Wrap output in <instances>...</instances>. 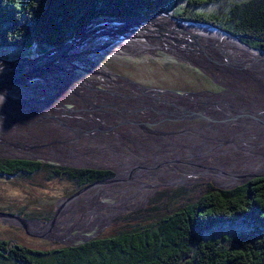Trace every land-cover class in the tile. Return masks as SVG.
Listing matches in <instances>:
<instances>
[{
    "label": "rangeland",
    "instance_id": "obj_1",
    "mask_svg": "<svg viewBox=\"0 0 264 264\" xmlns=\"http://www.w3.org/2000/svg\"><path fill=\"white\" fill-rule=\"evenodd\" d=\"M162 13L164 12L161 11L160 15ZM165 18L166 16L162 17V19ZM150 24H154V23H148V22L147 24L144 23L141 26L137 27L136 32L129 30L127 32L121 33L116 38L118 39V41L115 40L114 36L104 37L103 35L100 36L101 35L99 34L100 31L96 32L93 36L94 37L100 36V37L97 38L93 37V38L94 40L97 39L98 41L100 38L102 42L104 41L103 46H105V50L96 55L94 62L92 63L89 62L88 64H86V66L85 65L83 66L86 69H88L91 73L87 72L85 68L80 67L78 63L73 62L69 64V66L72 67H76L77 65L78 70L72 69L69 71V69L67 68L66 72L69 73V75L61 76L58 74L56 78L60 82H63L64 86L61 87L60 91L55 92L57 93L55 97L52 96V98L47 99L48 101L46 106H39V107L34 106V108L31 111H29L28 117L38 118L36 117L37 116L36 114H41L43 112H48L52 110L54 113H58L60 111H66L65 115H69V116H65L64 118L71 120V115L73 114L84 115L83 111H88L89 108H92L91 109V114H92L93 113L92 111L97 106V103H99V100H97L96 98H103L101 96L100 91L106 92L105 99L107 101L116 102L121 100V98L123 97V93L122 92L119 93L117 90H115L114 86H116L118 89L120 88V89L130 90L129 85L132 86L134 85L135 87L137 86L145 91H150L160 94L161 93L163 94V92H171L175 94L171 96L178 98H185V99L189 98L185 96L186 94L194 95V97H202L203 95L219 96L225 92H229L233 94V96L235 97L228 98L229 99L228 101L218 102L215 106L212 104V107L209 108V110H212L211 112H217L220 114L227 112L232 113V115L230 116H225L226 119L222 117L220 120L216 118L217 115L216 113L213 114L214 122L218 124L220 128H223L216 135H219V133H221L220 135L221 137L223 136V134H226L227 136L223 138L224 139L223 142H225L226 140L233 142L234 139H230L228 133L231 132L241 133L240 131H242L243 133H252L254 130L257 131L259 129L257 123H260V121L257 122L256 120H261V118L264 116L263 113L264 98L259 99L256 95L254 96L253 93H255L258 90L250 87L249 85L236 84L238 88V92H241V95H238L237 93L232 92L223 85H221L218 81L216 80L214 81L211 78L210 79L208 78L214 84H216L219 90L213 89L217 91H212L210 89L199 88L194 91L183 92V90H185V88L187 87L190 86L194 87V84H199V85L201 84V82L197 81L196 77L192 76V75L195 76L194 72L191 71V69H188V68H194L199 70V68L183 60H176L172 58L170 56L172 54L169 55L167 53H164L162 51V48L164 49V46H162V48H160L157 52L156 51L150 52L147 50L144 53L145 50L143 51L142 48H145L144 44L148 42L142 39L141 36L136 34L138 33L141 34L143 33L142 31L145 30L147 31L152 30L153 32L152 35H153L154 31L158 33V28L163 29L162 27L159 26L157 28L155 27V29L153 30L149 28ZM105 27L106 26L101 27L100 30ZM183 27H188V26H183ZM161 33L162 34L159 33L158 35H162V36L167 35L164 34L166 32L164 33L161 32ZM197 33L198 32L196 33L194 32L193 34L196 37V41L200 42L198 39L201 37H199ZM199 33L201 35V32ZM210 33L215 34L212 31H210ZM212 34L210 35L212 36ZM93 38L85 40L86 41L85 43L86 44L91 43ZM229 41L230 42L225 41L224 46L219 45L221 48H223L220 50V52L223 51L225 53H221L220 54L221 56H219L217 55L216 52L217 57H221V60L224 59L227 60L230 58V56L231 57L237 56L235 50L239 49L240 47L236 46V48H234L232 44H235V40L229 38ZM193 42L195 43V41ZM203 42L204 41H201L200 43ZM185 43L188 44V42ZM205 44L207 43L205 42ZM114 49L118 52H120L119 50H123L122 53L125 54H127L125 50L129 51L132 54L134 53L137 55L142 54L141 56L133 55V56H129L128 58L143 65H139L138 67L135 66L124 67V66H115V65L113 67H108L105 63L103 64L101 60H103V58L117 56V54L110 55L106 53L107 50L108 52H112L114 51ZM199 50H203L202 47H199ZM82 53L83 52L81 49L67 51L65 54L62 55L63 58L61 59V61L66 62L72 58L81 55ZM34 57L36 58L37 56ZM221 60L217 62L219 64V65L216 64L217 68H222L225 70L226 65ZM255 60L257 62L256 67H258L259 61L256 58ZM178 61L181 65H184L186 67L184 69H179L178 71H174L175 69H172L170 66H168L173 64L174 62L178 63ZM164 65H167L168 68L167 67L163 68ZM172 66H176V65H172ZM103 71L108 72L109 74H111V76H107L105 75V73H101ZM199 72L202 71L199 70ZM74 73L79 75L83 74V76L81 75L83 78L77 79L79 82L72 84L70 75L72 74V78L76 79ZM201 74L203 76L205 75L203 74V72ZM259 75L261 77L264 76L262 72H260ZM235 76L236 75H233V77ZM238 77L239 80H249L251 82L253 81V83L255 82V84L253 85H258L256 87H259V91L257 94H260V92L264 93V85L261 83L260 79H257L258 78L257 76L253 75L250 77L248 75V77L246 78L244 77L241 78V76ZM117 78L122 81L118 80ZM86 80H88L89 82V87L83 88L84 87L83 83ZM123 80H127V83L129 81L131 84L128 83L129 85H127L126 83L123 82ZM72 86L75 88L74 90L76 92V95L74 96L73 99L74 102L76 101L77 105L72 103L71 104L63 103L64 105L60 106L58 99L59 100L63 99L64 101H66L67 99H65L64 97H67V93H74ZM92 88H96V89L98 88L97 92H92L93 91ZM82 92L85 93L87 92L86 93L87 96L85 97H88L90 93L100 96L90 101L89 105L79 104L78 102H80L81 99L83 98ZM62 93L64 94L60 96ZM125 95L126 94H124V96ZM177 95H181V96H177ZM219 97L222 98L224 96H219ZM147 99L149 100V98ZM70 100L71 99H69V101ZM162 100H164V103L167 106H170V104H172L171 100H167V99H162ZM155 101L156 100H151V102H155ZM216 101H220V100H216ZM129 102L130 101H128L127 103ZM86 106L88 107V109H83V107ZM208 106L210 107L211 105ZM163 108L164 107H160L159 109H163ZM126 109L130 111L135 110V108H131V109L126 108ZM108 111H112V109H109ZM185 111L191 112V110L190 111L185 110ZM193 117L194 118L178 117L177 119L178 121L174 120L172 122H163L157 120L158 119L157 118L153 122L148 123V125H151V127L152 125L157 126L156 129L158 130H166L171 127H174V125L179 128L183 127L189 129H191L193 126L207 128L211 121L210 116H202L200 119L195 116ZM173 118L174 117L166 118V119L161 118V120L169 121ZM261 126L262 128H260V130H262L261 132H264V122L261 123ZM68 127H69L68 125H62V126L55 125L53 128H49L48 126L41 127L37 130L38 132H34L37 134L34 137H32V140L31 139L13 140L9 137L11 136V134H8V136L3 134L2 143L4 144L2 145L12 146V144H14L15 146H12L9 149L8 147H3L4 152L0 153V158L18 159V160L29 158V159H36L40 162L48 163L54 166L110 171L113 172L114 174L113 176H111V178L107 180L99 181L90 186L93 187L100 186L99 188L101 189L104 188V190L108 192L111 191L112 189L113 191H115L114 188L118 186L119 190L116 193L119 192L122 193L125 190V188H121L122 186H125L127 188L128 187L127 184H130L129 185L131 186L130 189H135L136 185L138 184H144V183L146 184L149 179L152 180V179H156L157 178L156 176H163L161 174L162 173V171L160 170L161 168L167 165L170 166L174 165L177 167L176 161L179 160L178 155H189V153L182 152L179 150L177 151L170 150L169 152H164L166 151V149L170 148V145L166 143H165L166 147L159 144L155 145V142H157V140L152 141L154 137L152 138L151 136L148 135L145 136L150 138L149 139V141L151 142L150 145H148L149 141L147 140H146L147 142L142 141V142H136L135 144L134 143L130 144L126 141V139H131L133 137L132 134H128L129 132L125 133L124 135H120L116 137L108 133L109 130L100 131L94 128L92 130H89L88 132L86 131L88 138L91 139L90 144L93 142L92 141L93 139L99 142L108 140V141H116L120 143L121 147L123 149L125 148L124 154H120V155L109 154L108 152H106L105 148L96 149V147L88 145V142H86L83 145L81 143L84 142L85 138H83L80 135H78L77 137H72L69 135L71 132H68V134L62 132L64 134H60V137L54 134H52V136L50 137L49 136L50 134H47L48 130L55 131V129L58 128L68 129ZM111 129H113V127ZM82 135L84 136L85 133H83ZM99 136L103 139H100ZM245 137L246 136H239L238 138L240 139L238 141L242 139H250L248 137L246 138ZM194 138L196 139L195 136H192L191 140ZM198 139L199 141H206L208 138L207 136L203 135ZM255 141L260 142L259 139ZM65 142L67 143L65 144ZM74 145H76L75 146L76 148H74ZM224 145H226V143ZM174 146L183 148L179 144H174ZM80 147L81 149H79ZM159 147L161 149H164V151L159 150ZM186 147H191V145L186 144ZM68 150H71L72 153H66V151ZM118 150L123 151L121 148ZM247 150L248 151L246 152L248 153L250 151H253V149L250 148H248ZM73 151H75V153H73ZM113 151H117V150H113ZM221 151L225 152V150L223 149H218V152ZM228 151L231 152L230 150ZM216 153L217 152L215 150L212 151L211 149V151L209 150L199 154L191 155L193 161L187 165V169L190 170L193 174H196V172L198 171L197 168L198 165V167L200 168L199 171L208 172L207 176L205 175H202L200 177L185 176L184 169L178 167L179 172L182 174L183 177L170 175L169 177L171 178L170 180H165L161 183L149 182L147 187H151V189L148 191V193L141 199L139 200L135 199V201L133 202L131 200L127 201V199L122 200L121 198H112L111 195L115 193L112 194L108 193V195L103 196L102 195L103 192L98 190L95 191L94 189H91L93 187L88 189L84 188L82 190L81 189L78 190L79 188L76 182H74L73 180H70L64 176H56L55 178H51L49 173H47V171L37 174L32 178L25 180L20 179L18 177L0 176V212H2L3 214L8 213L12 216L20 217L26 220L27 222H44L47 224H51L52 222H54L55 219H58V216L60 214L63 213L62 217L60 216V219L58 220V223L59 224L61 223L62 225L55 227L53 231L40 230L38 227H31V229L33 230L32 231L29 227L28 229H26L25 226H23V224H21V222L16 219H11L9 217H5V218L0 217V239H5L14 243L25 245L26 247L32 249L43 250V251H51L65 246H77L84 241L82 240L83 237H92V238L112 237L120 233L131 232L137 228L152 226L156 224L161 218L175 214L176 212H180L181 210L187 208L188 206L198 202L202 198L206 197L210 192H213V189L216 190L234 189L239 185L245 184L247 181L251 179L252 176L264 174V169H262L264 167V164H262L261 162L260 165H257L255 168H251V170L249 171H228V172L211 174L213 171H216V168H220V167L211 166L212 164L211 157H215L214 154ZM233 155H237V154H233ZM240 155L245 156L242 155L241 152ZM217 156L223 157L222 154L221 155L217 154ZM219 157H215V158L220 159ZM228 157L230 156H225V158ZM114 159L116 160L119 159L121 165L113 166L112 162L114 161ZM120 159L125 161H121ZM153 159H155L156 162L159 160L160 163L159 168H154V170H148V167H150L153 164L152 163ZM203 162L208 163L209 167L207 169L203 168V164H202ZM253 170H259V171L252 172ZM204 176L205 178H203ZM220 176H222L224 179H219L218 177ZM158 179L159 178H157L156 180ZM175 179H181V180H175ZM119 202L124 203V205L115 207L113 209L112 207H110V205L118 206ZM90 209L92 211H90ZM62 210H64V212ZM53 211L55 214L51 218L50 216ZM119 211L122 212L118 213L117 215H113L112 218L108 217L109 214L111 213L114 214L115 212H119ZM79 214L80 215L82 214V216H84L82 217L84 218V221H87L88 218L85 217H87L88 215H92L95 217L103 216V219L100 222H95L87 226H85L86 222L83 223L82 220L80 222L82 224L81 226L72 225V223L78 221L76 216ZM103 221H105V223ZM68 223L71 224L66 229L61 231L62 227H64L63 225H66ZM84 227L85 229L87 228L90 229L88 230V232L86 231L82 235L83 231L81 229ZM93 227H95L94 230L91 229ZM77 228L79 229L77 230ZM77 234L82 235L80 236L81 238L76 240L68 239L71 238L72 236H79Z\"/></svg>",
    "mask_w": 264,
    "mask_h": 264
},
{
    "label": "trees",
    "instance_id": "obj_2",
    "mask_svg": "<svg viewBox=\"0 0 264 264\" xmlns=\"http://www.w3.org/2000/svg\"><path fill=\"white\" fill-rule=\"evenodd\" d=\"M174 6L178 19L217 26L264 50V0H0V60L45 55L71 43L93 22L147 17ZM101 61L108 67L143 65L122 56ZM168 66L174 71L186 67L179 61ZM188 69L201 84L183 92L219 90L198 69ZM219 96L235 97L229 92ZM46 171L51 178L73 180L78 190L114 175L0 158V176L25 180ZM0 264H264V177L234 189H213L152 226L92 238L77 246L43 251L0 239Z\"/></svg>",
    "mask_w": 264,
    "mask_h": 264
},
{
    "label": "bare ground",
    "instance_id": "obj_3",
    "mask_svg": "<svg viewBox=\"0 0 264 264\" xmlns=\"http://www.w3.org/2000/svg\"><path fill=\"white\" fill-rule=\"evenodd\" d=\"M163 16H166V18L162 19ZM149 23H154V24H150L149 28L154 30L155 27L157 28L160 26L163 29L158 28V32H163V33L166 32L164 34H167V35H163V36L157 35L155 31H154V34L152 35L153 33L152 30L142 31L143 33L136 34V35L141 36L142 39L148 42L144 44L145 48H142L143 51L145 50L144 53L147 50L150 52L151 51L157 52L160 48H162V46H164V49L172 55L181 56L182 53H186L189 55L188 56L189 58L191 57L199 58V62H201L200 63L201 67L203 66L208 71V74L210 76L216 79L221 85H223L230 91L237 93L238 95H241V92H238V88H237V85H240V84L249 85L250 87L259 91V87H256L258 85H253L255 84V82L253 83V81L251 82L249 80H239L238 76H241V78L242 77L246 78L248 77V75L250 77L253 75L257 76L258 77L257 79H260L261 83L264 85V76L261 77L259 75L260 72L264 74V68H262L264 67L262 66L264 65V54H261L259 52L250 51L249 49L240 45V43L237 40L230 38V39L235 40V44H232L234 48H236V46L240 47L239 49L235 50V53L237 56L231 57L229 55L230 56L229 59L221 60V57H217V55L221 56L220 54L225 53V52L223 51L220 52V50L223 49L220 46H224L225 41L230 42L229 37H227L226 35L220 34L217 31L216 32L212 31L215 33V34H212L210 33V30L202 29L199 27H192L189 25H186L188 27H183L182 24H178V23L175 24L172 21L169 13H163L161 14V16L158 17L156 21H152ZM95 28H96L95 25H92L89 28H87L85 32L83 33L82 37L80 38L79 42H84L86 38L92 34ZM179 30H182V31H179ZM198 30H201V31H198ZM194 32L195 33L198 32L197 35L201 37L198 39L200 42L204 41L203 43L198 42L199 45L196 44L197 46L202 47V49L204 50V52L199 54V56L197 55V48H196L197 46H195L193 43V41H196V37L193 34ZM199 32H201L202 36L200 35ZM210 34H212V36ZM117 37H115V40L118 41V39H116ZM181 38L186 41L182 40ZM99 41L97 39L95 40L92 39V42L89 44H86L84 42V44H81L83 45V48L81 49L83 53L81 55L75 58H72L66 62H62V63L60 62L52 69L37 71L34 73V76L28 77L29 78L28 80L27 79L22 80L21 83L9 85L0 90V137H1L0 138V149H2L0 150V153L4 152L3 147H8L9 149L12 146H15L14 144H12V146H3L2 145L4 144L2 143L3 134L7 136L8 134H11V136L9 137L13 140H28V139L32 140V137H34L37 134L34 132H38L37 130L39 128L47 127V126L49 128H53L55 125L57 126L58 125L59 126L68 125L69 127L68 129L58 128V129H55V131L48 130L47 134H50L49 135L50 137L52 136V134L58 135L60 137V134H64V133L68 134V132H71L69 135L72 137H77L78 135H80L83 138H85L84 142L81 144L84 145L86 142H88V145L90 146H94L98 148H105L106 152L112 155L113 154H116V155L124 154L125 148L123 149L121 147V144L116 141H108V140L99 142L93 139L92 140L93 142L90 144L91 139L88 138L87 132L94 128L100 131L109 130L108 133L116 137L120 135H124L125 133L129 132L128 134H132L133 137L131 139H126V138L125 139L130 144H133V143L135 144L136 142H142L146 140L149 141L150 138L145 136V135H148V136H151L152 138L154 137L152 141L157 140V142H155V145L159 144V145H163L164 147H166V144L170 145V148L166 149V151H164V149H161L160 147H159V150H163L164 152H169L170 150H173V151L179 150L182 152L189 153V155H178L179 160L176 161L177 167L174 165L173 166L167 165L161 168L160 170L162 171L161 174L163 176H156L157 178H159L158 180H156L157 178L152 179V180L149 179L146 184L144 183V184L136 185L135 189H130L131 188V186H129L130 184H127L128 185L127 188L125 186L121 187V188H125V190L122 193L121 192L116 193L119 190L118 186L114 188L115 191H113L112 189L109 192L105 191L104 188L102 189L99 188L100 186L91 188V189H94L95 191L98 190V191L103 192L102 194L103 196L108 195V193L110 194L115 193L111 195L112 198H121L122 200L127 199V201L131 200L132 202L135 201V199L137 200L141 199L148 193V191L151 189V187H147L149 182L150 183H157V182L161 183L165 180H170L171 179L169 178L170 175L183 177L182 174L179 172L178 167H181L184 169L185 176H192V177H200L202 175L207 176L208 172L199 171L200 168L198 167V165H197L198 171L196 172V174H193L190 170H188L187 165L193 161L191 155L199 154V153L209 151V150L211 151V149L212 151L215 150L217 152L216 154H214L215 157H219L217 156V154L219 155L222 154L223 156V157H219L220 159L211 157L212 159L211 166L220 167V168H216V171H213L211 174L228 172V171H249L251 170V168H255L257 165H260V162L264 164V139H263L264 132H261L262 130H260V128H262L261 123L264 122V116L261 118V120H256L257 122L260 121V123H257L259 127L257 131L254 130L252 133H243L242 131H240L241 133L231 132V133H228V135L230 136L228 137L230 139H234V141L231 142L229 140H226L225 142H223L224 140L223 138L226 137L227 135L223 134V136L221 137H220L221 133H219V135H216L223 128H220L218 124L214 122L213 114L216 113L217 114L216 118L220 120L222 117L226 119L225 116H230L232 115V113L227 112V113L220 114L217 112H211L212 110H209V108L212 107V104L215 106L218 102L229 100L228 98H224V97L221 98L219 96L206 95L202 97H194V98H187V99L178 98V97L170 96L167 94L165 95L162 93L160 94V93L145 91L143 89H140L137 86L135 87L134 85L133 86L129 85L127 81L123 80L124 83L130 86V90L120 89V88L118 89L116 86H114L115 90H117L119 93L121 92L123 93V97L121 98V100L116 101V102L107 101L105 99L106 92L104 91L102 92L100 91L101 96L103 98H96L100 95H95L93 93L92 94L90 93L88 97H85L87 96L86 95L87 92L86 93L82 92L83 98L81 99L80 102H78L79 104L89 105L90 101H92L94 98L99 100V103H97V106L92 111L93 112L92 114H91L92 108L88 109V107L86 106V107H83V109H88V111H83L84 115L83 114H73L71 115V120L64 118L65 116H69V115H65L66 111H60L58 113H54L52 110L48 112H43L41 114H36L37 115L36 117L38 118L28 117L29 111H31L34 108V106L35 107L46 106L47 101H48L47 99L52 98V96L55 97V95L57 94L55 92L60 91L61 87L64 86L63 82H60L59 80H57L56 77L58 74L61 76L69 75V73L66 72L67 68L69 69V71L72 69L78 70L77 65L76 67H72V66H69V64L74 62V63H78L80 67L85 68L83 67L84 65L86 66V64H88L89 62L92 63L95 61L96 55L105 50V46H103L104 41L102 42L100 38H99ZM185 42H188L189 45ZM205 42L207 44H205ZM119 51L120 52L114 49V51L108 52L107 50L106 53L111 54V55L125 54V53H122L123 50H119ZM125 51L127 54H131L134 56L142 55V54L137 55L135 53L132 54L127 50ZM216 52H217V55H216ZM255 58L259 61L258 67H256L257 62ZM220 60L225 63L226 65L225 70L222 68H217V65H219L217 62ZM257 69L259 70V73ZM14 70L17 71L15 67L8 69V68H3L2 65H0L1 72L14 71ZM86 70L87 72L91 73L88 69ZM101 73H105V75L111 76V74H109L108 72L103 71ZM74 74L76 76V79L72 78V74L70 75L72 84L79 82L77 79L83 78L82 77L83 75L81 76L76 73ZM233 75H236V76L233 77ZM83 86H84L83 88L89 87L88 80L84 81ZM72 88H73L74 93H67V97H64L65 99H67L66 101H64L63 99L62 100L58 99L60 106H63L64 105L63 103H69V104L72 103V104L77 105L76 101L74 102V99H73L74 96L76 95V92L74 90L75 88L73 86ZM97 89L92 88L93 90L92 92H97ZM258 91L253 93L254 96L256 95L259 99L264 98V93L260 92V94H257ZM64 93H62L60 96H62ZM245 93H248V92H245ZM124 94L126 95L124 96ZM150 95L155 98L151 97ZM147 98H149V100ZM150 98H153V99H150ZM69 99L71 100L69 101ZM162 99L171 100L172 104H170V106H167L164 103V100ZM151 100H156V101L151 102ZM216 100H220V101H216ZM128 101L130 102L127 103ZM160 103H163V104H160ZM208 105H211V106L209 107ZM160 107H164V108L159 109ZM126 108H129V109L135 108V110L130 111ZM109 109H112V111H108ZM194 109H197V110H194ZM185 110H188V111L191 110V112H186ZM193 116L198 117L199 119L202 116H210L211 121H210L209 126L207 128L193 126L191 129H189V128H183V127L179 128L174 125V127H171L166 130H158L156 129L157 126L152 125L151 127V125H148V123L153 122L157 118H158L157 120H160L163 122H172L174 120H177L178 117L194 118ZM171 117H174V118L169 121L161 120V118L166 119V118H171ZM57 118H60V119H57ZM131 123H134V124H131ZM213 126H216V127H213ZM112 127L113 129H111ZM83 133H85L84 136L82 135ZM203 135L207 136L208 139L206 141H199L198 138L202 137ZM192 136H195L196 139L194 138L191 140ZM239 136H246L250 139H242L238 141L240 139L238 138ZM99 138L103 139L100 136ZM258 139L260 140V142L255 141ZM66 143L67 142H65V144ZM225 143L226 145H224ZM150 144L151 142L149 141L148 145ZM174 144H179L183 148L175 147ZM186 144L191 145V147H186ZM76 145H74V148H76L75 147ZM120 148L123 151H119L118 149ZM248 148L253 149V151H250L249 153L246 152L248 151L247 150ZM79 149H81V147ZM218 149H223L225 150V152L223 151L218 152ZM113 150H117V151H113ZM228 150H230L231 152H229ZM240 152L242 155H245V156H241ZM66 153H72V151L68 150L66 151ZM73 153H75V151H73ZM233 154H237V155H233ZM225 156H230V157L225 158ZM121 161H125V160H121ZM112 163H113V166L121 165L119 159L117 160L114 159ZM152 163L153 164L150 167H148V170H154V168H159V165H160L159 160L156 162V160L153 159ZM202 164H203V168L207 169L209 167L208 163L206 162H203ZM226 168H228L229 170ZM262 169H264V167ZM257 171L259 170H253L252 172H257ZM205 176L203 178H205ZM218 178L224 179L222 176ZM175 180H181V179H175ZM121 205H124V203L119 202L118 206L110 205V207H112L113 209ZM62 211L64 212V210ZM90 211L92 210L90 209ZM120 212L122 211L115 212L114 214L111 213L108 215V217L112 218L113 215H117ZM62 215L63 213L58 216L57 221L53 225L51 224L45 225L44 223H30L29 228L31 229V227H38L40 230L53 231L55 227L62 225L61 223L60 224L58 223V220L60 219V216L62 217ZM82 217H84L82 216V214L77 215L76 218L78 219V221L75 223H72V225L81 226L82 224L80 222L82 220L83 223L86 222L85 226H87L95 222H100L103 219V216L95 217L92 215H88L87 217H85V218H88L87 221H84V218ZM103 222L105 223V221ZM70 224L71 223L63 225L64 227H62L61 231L66 229ZM97 226H100V225H97ZM78 229L79 228H77V230ZM89 229L90 228L85 229V227L82 228L81 229L83 231L82 235L86 231L88 232ZM91 229L94 230L95 227ZM82 235L72 236L71 238H68V239L76 240V239L81 238L80 236Z\"/></svg>",
    "mask_w": 264,
    "mask_h": 264
},
{
    "label": "water",
    "instance_id": "obj_4",
    "mask_svg": "<svg viewBox=\"0 0 264 264\" xmlns=\"http://www.w3.org/2000/svg\"><path fill=\"white\" fill-rule=\"evenodd\" d=\"M175 6L168 9V10L162 11L164 13L168 12L172 21L175 24L178 23V24H182V26L189 25L192 27H199V28L206 29V30L208 29L210 31H215V32L217 31L220 34L226 35L229 38H233V39L237 40L240 43V45L244 46L245 48L249 49L250 51L259 52L261 54H264V50L254 49V48L250 47L248 44L244 43L239 36L229 32V31L223 30L222 28H219L217 26H213L210 24H206V23L194 22V21H191L188 19H178L177 17H175L173 15ZM160 13L161 12H159L155 15H151V16H147V17H141V18H135V19L115 20V21L104 20L101 22L100 21L99 22H93L89 26H87L80 34H78L71 43L65 44V45H63L57 49L51 50L50 52H48L45 55L37 56L36 58L32 57L29 59H21V60H15V61H2V60H0V65H2L3 68L9 69V68L15 67L17 69V71H15V70L14 71H4V72L0 71V90L6 86L21 83L22 80H25V79L28 80L29 79L28 77L34 76V73L37 71L52 69L58 63H60V62L62 63V61H61V59L63 58L62 55L65 54L67 51L82 49L83 45H81V44H84V42H86V41L79 42V40L82 37L85 30L92 25H95L96 28L87 39L93 38L94 37L93 35L99 31H100L99 34H101L100 36L103 35L104 37H107V36L117 37L121 33L127 32L129 30L136 32L137 27L141 26L143 23H147V22L149 23V22H152L153 20L158 19ZM104 26H106V27L100 30V28L104 27ZM145 31H147V30H145ZM159 33H161V32H158L157 35ZM100 36H96L94 38H97ZM196 44L199 45V43L197 41H195L194 45L197 46ZM197 47H196L197 48V55L199 56V54L204 52V50H199L200 46H197ZM162 51L164 53H167L170 55V53L168 51H166L165 49H162ZM117 56L129 57V56H133V55H131V54H117ZM170 56L176 60H183L185 62L192 64V65L197 66L199 68V70L202 71L203 74H205V76H207L209 79L211 78L214 81L216 80L208 74V71L203 66L201 67V64H200L201 62H199V58H197V59H194L193 57L189 58L188 57L189 55L186 53H182L181 56H179V55H177V56L170 55ZM125 81H127V80H125ZM128 83H130V82L128 81ZM163 94H165V95L167 94L170 96L175 95L174 93H171V92H163ZM177 96H181V95H177ZM185 96L189 97V98L194 97V95H190V94H188V95L186 94ZM22 160L38 161L36 159H29V158H25ZM262 177H264V174L254 175L251 177L250 180L255 179V178H262ZM91 187H93V186L87 187L85 189H88ZM224 190H229V189H224ZM0 217H4V218L9 217L11 219H16V220L20 221L21 224H23V226H25L26 229H28L30 223H44V222H27L26 220H24L20 217H15V216H12L10 214H3V213H0ZM54 223H55V220H54V222L51 223V225H53ZM44 224L47 225V223H44ZM91 239H92V237H83L82 238V240H84L83 242H87Z\"/></svg>",
    "mask_w": 264,
    "mask_h": 264
},
{
    "label": "flooded vegetation",
    "instance_id": "obj_5",
    "mask_svg": "<svg viewBox=\"0 0 264 264\" xmlns=\"http://www.w3.org/2000/svg\"><path fill=\"white\" fill-rule=\"evenodd\" d=\"M81 75H83V74H81ZM96 149H98V147H96ZM53 221V220H52ZM57 221V219H55V222Z\"/></svg>",
    "mask_w": 264,
    "mask_h": 264
}]
</instances>
